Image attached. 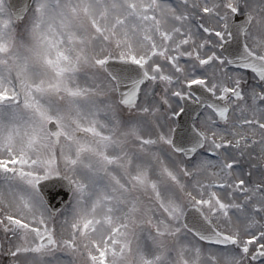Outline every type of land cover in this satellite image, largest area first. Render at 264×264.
Listing matches in <instances>:
<instances>
[{"label": "rangeland", "instance_id": "rangeland-1", "mask_svg": "<svg viewBox=\"0 0 264 264\" xmlns=\"http://www.w3.org/2000/svg\"><path fill=\"white\" fill-rule=\"evenodd\" d=\"M245 12L247 44L264 56V0H35L23 20L0 0V264L264 260V85L221 54L228 24ZM112 57L146 65L151 80L133 109L105 72ZM195 77L242 97L187 159L171 138L178 83ZM49 120L66 134L58 146ZM57 174L74 194L52 216L36 183ZM193 205L236 246L188 232ZM46 235L57 248L40 245Z\"/></svg>", "mask_w": 264, "mask_h": 264}, {"label": "water", "instance_id": "water-1", "mask_svg": "<svg viewBox=\"0 0 264 264\" xmlns=\"http://www.w3.org/2000/svg\"><path fill=\"white\" fill-rule=\"evenodd\" d=\"M32 0H10L11 7L16 15V17L21 18L25 15L27 10L31 5ZM243 20V23L242 21ZM248 16L242 19H236V24L234 23L232 30L233 40L228 43V46H236L238 50H242L250 58L258 59L254 56H251L243 41L244 30L248 26ZM241 23V24H239ZM239 24V25H237ZM230 52V51H229ZM234 53V52H232ZM231 55V54H230ZM232 56V55H231ZM252 66V65H248ZM136 65L133 63H128L122 60H111L107 65V69L114 76L119 84V90L121 95V101L126 105H130L136 100V93H133V90L128 87L126 82L128 77L125 72L129 70H135ZM254 67V66H253ZM254 69H256L254 67ZM124 84V85H123ZM126 84V85H125ZM49 130L52 135L55 137L56 143L58 142L59 137L62 135V132L58 128L55 122L49 123ZM174 145L177 149H182L178 140L175 138ZM39 191L43 194L45 200L47 201L51 211L56 213L60 210L69 200L72 188L71 183L65 177H56L48 180H44L38 184ZM186 225L192 229L198 236L205 240H212L213 242L228 243L229 238L225 237L223 234L218 233L213 224L204 216L203 212L197 208H191L185 219ZM51 240H44L43 244L51 243Z\"/></svg>", "mask_w": 264, "mask_h": 264}, {"label": "flooded vegetation", "instance_id": "flooded-vegetation-1", "mask_svg": "<svg viewBox=\"0 0 264 264\" xmlns=\"http://www.w3.org/2000/svg\"><path fill=\"white\" fill-rule=\"evenodd\" d=\"M189 76L192 77L193 75L190 74ZM262 82H263V81H262ZM262 84L264 85V83H262ZM191 98H193V97L191 96ZM177 106H178V108L181 110V108H182V103H181V102H178V103H177ZM210 112H211V115H210L211 118H207L206 115H203V114H202V115H200V117H199L198 120H197L198 125H199L203 130H205L207 133H208V130L211 128V124H212L213 126H216V127H221V126H224V124H225V122H220V121L217 119V116H216V114H215L213 111H210ZM220 143H224V138L222 139V141H221ZM258 264H264V260H263V261L259 260Z\"/></svg>", "mask_w": 264, "mask_h": 264}]
</instances>
